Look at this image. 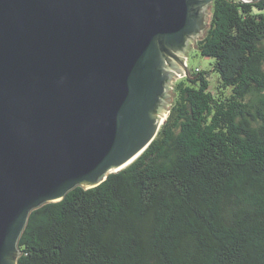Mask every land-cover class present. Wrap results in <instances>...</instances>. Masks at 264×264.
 Instances as JSON below:
<instances>
[{"label":"trees","instance_id":"trees-1","mask_svg":"<svg viewBox=\"0 0 264 264\" xmlns=\"http://www.w3.org/2000/svg\"><path fill=\"white\" fill-rule=\"evenodd\" d=\"M210 6L211 68L128 166L29 213L17 264H264V0Z\"/></svg>","mask_w":264,"mask_h":264},{"label":"water","instance_id":"water-1","mask_svg":"<svg viewBox=\"0 0 264 264\" xmlns=\"http://www.w3.org/2000/svg\"><path fill=\"white\" fill-rule=\"evenodd\" d=\"M212 1L0 0V264L33 209L148 147Z\"/></svg>","mask_w":264,"mask_h":264},{"label":"rangeland","instance_id":"rangeland-1","mask_svg":"<svg viewBox=\"0 0 264 264\" xmlns=\"http://www.w3.org/2000/svg\"><path fill=\"white\" fill-rule=\"evenodd\" d=\"M205 12H207L206 13V17H207L206 23L208 26L210 13H211L210 4L206 7ZM205 30H204V32H205ZM204 32L201 36H196L193 40L189 41V44L186 46V48L184 50V53H179L180 58L184 61V63H186L187 68L189 70L196 69V68H199L201 70H209L211 68V64L213 62V59L210 57L201 55V53L199 52V50L197 48V44H196L197 39L201 38L204 35ZM211 74L213 75V73H211ZM182 76H184L183 73L180 75L176 74L175 77L173 78V82ZM215 81H216V78L213 77L212 84H214ZM167 107L165 109L166 110V113L164 114L165 116L167 115Z\"/></svg>","mask_w":264,"mask_h":264},{"label":"bare ground","instance_id":"bare-ground-1","mask_svg":"<svg viewBox=\"0 0 264 264\" xmlns=\"http://www.w3.org/2000/svg\"><path fill=\"white\" fill-rule=\"evenodd\" d=\"M164 117H165V115L163 117H161V118H164Z\"/></svg>","mask_w":264,"mask_h":264}]
</instances>
